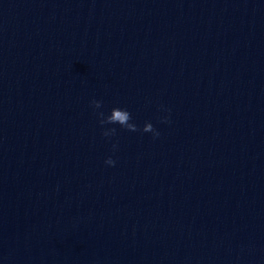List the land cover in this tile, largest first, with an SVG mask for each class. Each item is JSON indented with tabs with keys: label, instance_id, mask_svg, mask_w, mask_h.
Returning a JSON list of instances; mask_svg holds the SVG:
<instances>
[{
	"label": "water",
	"instance_id": "95a60500",
	"mask_svg": "<svg viewBox=\"0 0 264 264\" xmlns=\"http://www.w3.org/2000/svg\"><path fill=\"white\" fill-rule=\"evenodd\" d=\"M0 264H264V0H0Z\"/></svg>",
	"mask_w": 264,
	"mask_h": 264
},
{
	"label": "clouds",
	"instance_id": "9594fccd",
	"mask_svg": "<svg viewBox=\"0 0 264 264\" xmlns=\"http://www.w3.org/2000/svg\"><path fill=\"white\" fill-rule=\"evenodd\" d=\"M90 105L93 107V109H99L102 107V102L99 100H91ZM165 112H170V109H164L163 106H160ZM97 118H98V123L101 126L104 125H119L121 128L126 129L129 132H137L141 131L144 133H152L153 138L159 137L160 133L157 131L154 126L150 122H145L143 125V128H138V126L131 122L132 121V116L131 114L123 108H112L110 110V113L108 115H105L103 112H97L96 113ZM161 123H170V120L168 116H164L160 118ZM116 134V128H107L103 129L101 132V135L104 137H111ZM117 148V145L114 143L112 145L113 151H115ZM104 163L107 166H115L116 161L112 159L111 156L106 157L104 160Z\"/></svg>",
	"mask_w": 264,
	"mask_h": 264
}]
</instances>
